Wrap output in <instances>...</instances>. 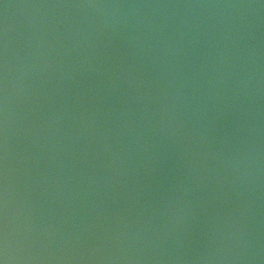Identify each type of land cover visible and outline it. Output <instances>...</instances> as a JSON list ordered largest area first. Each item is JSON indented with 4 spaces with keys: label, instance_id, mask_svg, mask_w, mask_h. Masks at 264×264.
<instances>
[{
    "label": "water",
    "instance_id": "obj_1",
    "mask_svg": "<svg viewBox=\"0 0 264 264\" xmlns=\"http://www.w3.org/2000/svg\"><path fill=\"white\" fill-rule=\"evenodd\" d=\"M264 264V0H0V259Z\"/></svg>",
    "mask_w": 264,
    "mask_h": 264
},
{
    "label": "clouds",
    "instance_id": "obj_2",
    "mask_svg": "<svg viewBox=\"0 0 264 264\" xmlns=\"http://www.w3.org/2000/svg\"><path fill=\"white\" fill-rule=\"evenodd\" d=\"M2 260H3V264H7V256L6 255Z\"/></svg>",
    "mask_w": 264,
    "mask_h": 264
},
{
    "label": "snow or ice",
    "instance_id": "obj_3",
    "mask_svg": "<svg viewBox=\"0 0 264 264\" xmlns=\"http://www.w3.org/2000/svg\"><path fill=\"white\" fill-rule=\"evenodd\" d=\"M0 264H3V260L2 259H0Z\"/></svg>",
    "mask_w": 264,
    "mask_h": 264
}]
</instances>
